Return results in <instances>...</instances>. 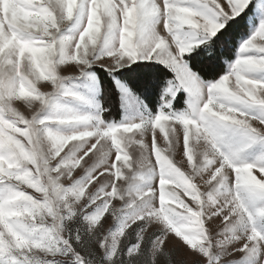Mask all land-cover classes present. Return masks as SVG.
<instances>
[{"label": "snow or ice", "instance_id": "snow-or-ice-1", "mask_svg": "<svg viewBox=\"0 0 264 264\" xmlns=\"http://www.w3.org/2000/svg\"><path fill=\"white\" fill-rule=\"evenodd\" d=\"M140 60L156 115H41ZM0 264H264V0H0Z\"/></svg>", "mask_w": 264, "mask_h": 264}, {"label": "rangeland", "instance_id": "rangeland-1", "mask_svg": "<svg viewBox=\"0 0 264 264\" xmlns=\"http://www.w3.org/2000/svg\"><path fill=\"white\" fill-rule=\"evenodd\" d=\"M246 38H247V35H245L243 39H246ZM240 42L241 41H239V44ZM236 55H237V51H236ZM236 55H235V58H236ZM235 58L232 61H234ZM140 61H144V60H140ZM230 62H228L227 71H228ZM158 63H161V62H158ZM131 65L132 64L125 65L123 67H118L115 70H113L112 68L106 67L102 64L94 63L90 67H88L82 75L78 74V69L74 70L69 65L62 66L61 75L70 76L71 78L63 81L64 89H62L60 92L54 95L53 102L47 105L42 110L41 115L42 116H57V115H64V114H72V115H80V116L88 115L92 117L100 116L103 119V121H105L106 123L123 122L125 120L140 119L145 116L150 117V116L156 115L161 107H159L157 110L152 109L147 104L145 99H143L140 95L136 94L135 91L127 83L119 79H116V85L119 91L121 92L122 117L120 120H114V118H111L110 120H106L103 117L104 93H103L101 84L99 82L98 75L93 71L92 68L95 66H101L111 71H116V70H121L126 67H129ZM65 90L78 93L79 96L82 98H77L71 95H65L64 94ZM74 123L76 122L73 121L71 123H63V124L56 123V124H53L52 127L54 130H58L61 133L70 134L74 131V128H73ZM97 123L98 121L93 119V120L88 121L87 124L80 122L77 126L80 127L81 129L86 128V127L91 128L95 126ZM160 135H162V133H160ZM150 140H151V137L149 136L148 141L150 142ZM160 146L163 147L162 144ZM254 155L255 153H249V158L251 159ZM177 159H179V156L177 157ZM257 175L259 174L257 173ZM36 195H39V194H36ZM173 243H175V241H173Z\"/></svg>", "mask_w": 264, "mask_h": 264}, {"label": "trees", "instance_id": "trees-1", "mask_svg": "<svg viewBox=\"0 0 264 264\" xmlns=\"http://www.w3.org/2000/svg\"><path fill=\"white\" fill-rule=\"evenodd\" d=\"M239 41L240 40L237 42L236 48L233 49L231 57L223 59L215 73L212 76H205L204 79H215L216 75H222L227 71L228 62L235 58ZM137 64L149 66L151 75L147 81L143 68L137 67ZM92 69L98 75L104 93L103 117L106 120H110L111 118H114V120H120L122 117L121 92L116 85V79L127 83L136 94L145 99L152 109L157 110L164 105L165 89L168 82L175 75L169 67L155 61H138L129 67L116 71H111L101 66H95ZM186 97V93H179L173 101V107L175 109L185 108Z\"/></svg>", "mask_w": 264, "mask_h": 264}]
</instances>
